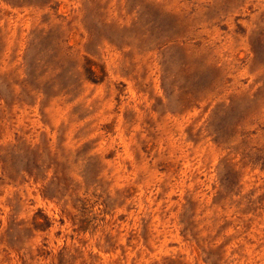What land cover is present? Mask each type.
<instances>
[{
    "label": "rangeland",
    "instance_id": "obj_1",
    "mask_svg": "<svg viewBox=\"0 0 264 264\" xmlns=\"http://www.w3.org/2000/svg\"><path fill=\"white\" fill-rule=\"evenodd\" d=\"M0 264H264V0H0Z\"/></svg>",
    "mask_w": 264,
    "mask_h": 264
}]
</instances>
